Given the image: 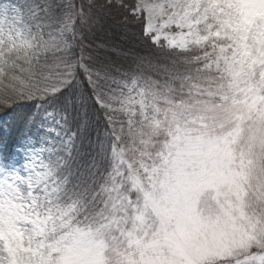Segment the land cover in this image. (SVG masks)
Here are the masks:
<instances>
[{
    "label": "snow or ice",
    "instance_id": "6c2138e0",
    "mask_svg": "<svg viewBox=\"0 0 264 264\" xmlns=\"http://www.w3.org/2000/svg\"><path fill=\"white\" fill-rule=\"evenodd\" d=\"M0 264H264V0H0Z\"/></svg>",
    "mask_w": 264,
    "mask_h": 264
}]
</instances>
